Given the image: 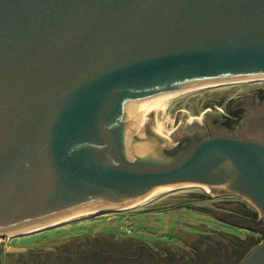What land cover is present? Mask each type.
<instances>
[{"label": "water", "instance_id": "obj_1", "mask_svg": "<svg viewBox=\"0 0 264 264\" xmlns=\"http://www.w3.org/2000/svg\"><path fill=\"white\" fill-rule=\"evenodd\" d=\"M263 76L264 0H0V236L194 184L264 220V138L152 126L168 93Z\"/></svg>", "mask_w": 264, "mask_h": 264}, {"label": "rangeland", "instance_id": "obj_2", "mask_svg": "<svg viewBox=\"0 0 264 264\" xmlns=\"http://www.w3.org/2000/svg\"><path fill=\"white\" fill-rule=\"evenodd\" d=\"M261 86H264V80L217 85L178 95V97L167 101L165 109L160 108L152 111L153 131L158 132L156 124L162 123L165 114L166 117L162 123L164 130L175 132L177 127H174V123L179 110L189 113V118L186 119L188 125L196 118L204 126L206 110L213 111L217 108L221 111L222 117L228 112L227 109L230 107L232 99L214 101H202V99L249 92L251 88ZM158 133L161 134V132ZM202 193L209 196L203 198L200 196ZM231 199L245 201L249 206L256 208L259 215L257 206L240 194L211 196V191L205 190L199 185L182 187L161 194L133 209L78 217L39 232L7 237L5 240L0 239L1 243L5 244V252L0 245V264H6V261L10 262L11 260H15L16 264H74L69 260L62 261L61 256L66 257L70 251H75L74 249L81 252L88 249L90 245L93 247L101 245L102 239L111 242L118 241L117 244L124 251L125 247H128V250L133 249L131 241H141L156 251L159 257L166 251L173 253L174 258L181 256L180 253L185 258L191 254L194 256L198 251L202 252L203 256L219 257L220 255L217 253L222 252L221 247L220 249L214 247V250L219 251L211 254L212 249H208V245L211 243L209 240L227 242L238 239L242 242L250 236L255 240L264 237V234L259 230L254 231L251 235L247 228L239 227L246 221L242 223L241 220L232 216L235 226L231 227L215 216V213L223 212V208L218 203L221 200ZM183 203L193 209H184L181 207ZM197 207L205 208V210H198ZM175 261L179 262L180 260L175 259L172 263Z\"/></svg>", "mask_w": 264, "mask_h": 264}, {"label": "flooded vegetation", "instance_id": "obj_3", "mask_svg": "<svg viewBox=\"0 0 264 264\" xmlns=\"http://www.w3.org/2000/svg\"><path fill=\"white\" fill-rule=\"evenodd\" d=\"M261 98H263V106L256 107L257 100ZM226 99H232L230 101L231 107L227 109L228 112L221 118H217L215 122H211L210 119L205 120L204 127L207 128V132L201 136H208L212 131L222 130L227 134L240 135L246 133L251 137L264 138V86L251 88L249 92H238L226 96L218 95L216 97L202 99V101ZM195 132L197 135L201 134L200 130H196ZM260 219L262 220L263 229L261 233L264 234V220L261 217ZM247 230L253 235L254 229L247 228ZM251 237L245 239V241L241 239L243 240L242 242L238 239L227 242L222 240L221 242L209 240L211 243L208 245V249H212L211 254L219 251L214 250V247H217V249L221 247L222 252L217 253L220 255L219 257L213 255L210 257L203 256L200 251L194 256L192 254L187 255L188 257L186 258L183 254L174 258V254L166 251L165 254L159 257L156 251L141 241H131L133 249L128 250L129 248L125 247L124 251L117 244L118 241L113 240L111 242L110 240L102 239L101 245H95L94 247L90 245L88 249L82 250L81 252L74 249L75 251H70L66 257L61 256V259L62 261H72L74 264H238L257 243L263 240L262 238V240H255ZM209 242L207 241V243ZM0 245H2L5 252V244L0 241ZM175 259H179L180 261L172 263ZM6 264H16V262L15 260H11L10 262L6 261Z\"/></svg>", "mask_w": 264, "mask_h": 264}, {"label": "bare ground", "instance_id": "obj_4", "mask_svg": "<svg viewBox=\"0 0 264 264\" xmlns=\"http://www.w3.org/2000/svg\"><path fill=\"white\" fill-rule=\"evenodd\" d=\"M261 80H264V76L261 77V78H249L248 80L213 82V83L202 84V85H191L190 87L182 88L181 90H178L177 92H172V93L166 94V96H164L163 98H161L160 100L157 101V103L155 104L153 110L155 111L156 109L158 110L160 108H164L165 109L167 107L166 103H167V101L169 99L178 97V95H181V94L190 93L191 91H194V90H199V89L208 88V87L210 88V87H214V86H217V85L223 86L225 84H237V83H241V82L261 81ZM161 125H162L161 122H158L156 124V126H157L156 129H157L158 132H161V128H162ZM163 128H164V126H163ZM194 185H198V184H194ZM194 185H182V186H179V187H172L169 190H166L164 192L159 193V195L164 194V193L171 192L172 190L181 189L182 187H186V188L187 187H192ZM208 191H210V190H208ZM159 195H156V196L148 199L147 201L153 200L156 197H159ZM147 201L142 202V203H138V204H135V205H128V206L124 207V209H133V208H135L137 206H140V205H143V204L147 203ZM94 209L95 208L88 209V211L83 212V213H80V214H77L76 216H73V217L64 218L62 220H54V221H52L51 223H48V224H44V225L42 224V225L36 226V227H29V229L18 230L17 232L9 233V234H6L5 236L2 235V236H0V239L5 240L8 236H11V235H14V236H17V235H27L29 233L39 232L42 229H45V228H48V227H53L54 225H62L65 222H69V221L74 220V219H76L78 217H83V216L97 214L98 212L95 211Z\"/></svg>", "mask_w": 264, "mask_h": 264}, {"label": "trees", "instance_id": "obj_5", "mask_svg": "<svg viewBox=\"0 0 264 264\" xmlns=\"http://www.w3.org/2000/svg\"><path fill=\"white\" fill-rule=\"evenodd\" d=\"M197 196V195H195ZM200 196H202L203 198L209 196L207 194L202 193ZM218 204H220L223 209V212L220 213H215V216L218 219H222V222L226 225H230L232 227L235 226L233 223V219L231 218L232 216L234 218H238L239 220H241V222L243 223L242 226H239L240 228H251L254 229V231L259 230V232H262V220L260 219L259 215H258V211L256 208H253L252 206H249L245 201H241V200H221V202H219ZM184 209H188L191 210L193 209L191 206L189 205H185V203L181 204ZM196 209L200 210H205V208L202 207H197ZM214 215V214H213ZM169 252V251H168ZM171 253V252H170ZM173 254V253H171ZM182 253H180L179 255H181Z\"/></svg>", "mask_w": 264, "mask_h": 264}]
</instances>
